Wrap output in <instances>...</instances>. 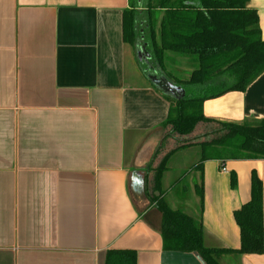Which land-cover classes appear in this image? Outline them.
Masks as SVG:
<instances>
[{"label": "crops", "instance_id": "1", "mask_svg": "<svg viewBox=\"0 0 264 264\" xmlns=\"http://www.w3.org/2000/svg\"><path fill=\"white\" fill-rule=\"evenodd\" d=\"M143 2L0 0V264H104L109 250L133 251L136 264H204L195 253L163 249L151 195L200 219L205 248L234 251V212L250 200L252 174L262 185L264 247V159H208L198 170L199 148H180L162 127L168 104L151 83L162 75L148 72L144 30L135 47L122 42V13L133 8L145 27ZM247 7L264 41V0ZM165 59L195 66L187 57ZM168 73L174 84L179 77ZM202 115L264 121V72L244 92L204 101ZM163 136L171 141L159 152ZM214 258L264 264V254Z\"/></svg>", "mask_w": 264, "mask_h": 264}, {"label": "trees", "instance_id": "2", "mask_svg": "<svg viewBox=\"0 0 264 264\" xmlns=\"http://www.w3.org/2000/svg\"><path fill=\"white\" fill-rule=\"evenodd\" d=\"M135 1L131 0L132 7ZM247 4L248 0H144L146 23L141 28L133 8L122 13V42L135 47L139 30L143 29L151 69L162 75L166 73L165 54L195 60L196 68L185 79L173 80L184 90V95L175 98L162 93L168 104L162 127L180 138V148L192 145L199 148L198 170L208 159L220 163L264 159L263 120L236 124L202 115L204 101L228 92H244L264 72V41L258 16ZM140 69L146 74L145 68L140 66ZM166 76L169 78V73ZM199 124L202 130L191 136ZM161 170L155 172L154 189ZM195 192L201 203V187L196 186ZM150 201L161 215L159 231L165 251L195 253L204 264H219L214 258L218 255L264 254L262 185L254 174L250 200L234 212L240 230L238 250L205 248L200 219L170 209L160 197L151 195ZM104 264H136V255L128 250H109Z\"/></svg>", "mask_w": 264, "mask_h": 264}, {"label": "rangeland", "instance_id": "3", "mask_svg": "<svg viewBox=\"0 0 264 264\" xmlns=\"http://www.w3.org/2000/svg\"><path fill=\"white\" fill-rule=\"evenodd\" d=\"M165 65H166L165 66L166 74H168V72H172L173 71V73L177 74L176 76L179 77L180 79H185L187 77L185 74H186V71L189 68H191V69L192 68H196V66L191 67L190 62H182V61L179 62V65L175 64L176 66H174L173 64H168L167 61H165ZM148 72H152V69H150ZM152 74H154L153 76H161L162 75L161 72L157 73V70H155ZM170 138H171L170 136H163L162 147H161L159 152H161L162 149H167L168 148L169 143L171 141ZM167 141H168V143H167ZM188 166H189V162L187 164H185V165L180 167V171H181L182 174L185 173L188 170ZM151 172H152V175H153V171H151ZM162 201L164 202V198H162ZM171 206H178V204L177 203L174 204V202H172Z\"/></svg>", "mask_w": 264, "mask_h": 264}, {"label": "water", "instance_id": "4", "mask_svg": "<svg viewBox=\"0 0 264 264\" xmlns=\"http://www.w3.org/2000/svg\"><path fill=\"white\" fill-rule=\"evenodd\" d=\"M151 83H153V86L157 87L164 94L170 96L176 94L177 96H174L175 98H181L184 95V90L182 88L175 86L170 81H168L164 76L158 78L157 83L152 81Z\"/></svg>", "mask_w": 264, "mask_h": 264}, {"label": "built area", "instance_id": "5", "mask_svg": "<svg viewBox=\"0 0 264 264\" xmlns=\"http://www.w3.org/2000/svg\"><path fill=\"white\" fill-rule=\"evenodd\" d=\"M222 172H226V169L223 167V164H221V169Z\"/></svg>", "mask_w": 264, "mask_h": 264}]
</instances>
